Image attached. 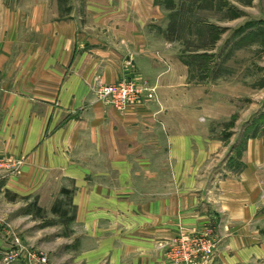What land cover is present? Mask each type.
<instances>
[{"label": "crops", "instance_id": "obj_1", "mask_svg": "<svg viewBox=\"0 0 264 264\" xmlns=\"http://www.w3.org/2000/svg\"><path fill=\"white\" fill-rule=\"evenodd\" d=\"M160 3L69 0L60 17L55 0H0V163L20 162L0 185L74 187L83 264H167V242L205 228L218 244L196 264H263V137L230 166L220 141L183 124L198 96L148 44ZM125 80L156 83L155 98L118 111L94 96Z\"/></svg>", "mask_w": 264, "mask_h": 264}, {"label": "rangeland", "instance_id": "obj_2", "mask_svg": "<svg viewBox=\"0 0 264 264\" xmlns=\"http://www.w3.org/2000/svg\"><path fill=\"white\" fill-rule=\"evenodd\" d=\"M68 1L55 0L60 17ZM160 1L161 18L146 28L156 37L148 44L182 66L185 92L198 96V119L183 124L220 141L218 159L225 155L238 167L245 140L264 141V0ZM138 85L147 90L137 100L155 98L156 83ZM0 166L16 172L20 162ZM74 191L0 185V264H83Z\"/></svg>", "mask_w": 264, "mask_h": 264}, {"label": "built area", "instance_id": "obj_3", "mask_svg": "<svg viewBox=\"0 0 264 264\" xmlns=\"http://www.w3.org/2000/svg\"><path fill=\"white\" fill-rule=\"evenodd\" d=\"M146 90V87L133 80H125L100 85L94 90V94L98 100L121 111L130 101L141 97ZM211 231L210 228H205L201 234L179 235L167 242L165 259L168 264H196L200 259L214 256L218 239L212 236Z\"/></svg>", "mask_w": 264, "mask_h": 264}]
</instances>
